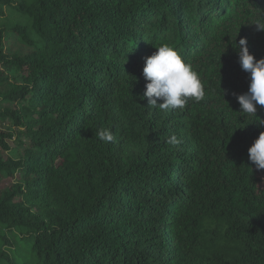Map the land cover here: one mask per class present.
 <instances>
[{"label":"trees","instance_id":"16d2710c","mask_svg":"<svg viewBox=\"0 0 264 264\" xmlns=\"http://www.w3.org/2000/svg\"><path fill=\"white\" fill-rule=\"evenodd\" d=\"M258 27L264 0H0V120L16 134L0 151L18 146L0 153V264H264V169L248 159L264 127L236 99V44L264 58ZM165 43L203 100L148 106L144 59Z\"/></svg>","mask_w":264,"mask_h":264},{"label":"clouds","instance_id":"9594fccd","mask_svg":"<svg viewBox=\"0 0 264 264\" xmlns=\"http://www.w3.org/2000/svg\"><path fill=\"white\" fill-rule=\"evenodd\" d=\"M246 45L245 38L236 44L239 65L248 74L249 80L247 93L236 96L240 105L239 113L252 115L257 125L264 127V119L256 117V106L264 107V58L256 60ZM154 48L155 52L144 59L142 69L143 78L147 81L143 98L147 99L148 106L173 111L183 109L189 98L196 102L203 100L204 85L192 65L186 63L178 51L166 43ZM158 100L163 102L158 104ZM96 137L104 143L115 140L112 131L104 128L97 131ZM166 143L178 147L182 140L173 134ZM248 159L257 170L264 169V132H260L248 148Z\"/></svg>","mask_w":264,"mask_h":264},{"label":"rangeland","instance_id":"374dc122","mask_svg":"<svg viewBox=\"0 0 264 264\" xmlns=\"http://www.w3.org/2000/svg\"><path fill=\"white\" fill-rule=\"evenodd\" d=\"M14 45L13 47H16V49L18 50V44H16V43H14L13 41H12V39L10 38H8L7 40H6V47H8L9 45ZM12 47V48H13ZM11 48V49H12ZM8 49V48H7ZM7 75H8V77L10 78V81L15 85L16 83H18V79H19V76H17L16 74H8L7 73ZM1 92V91H0ZM3 108H8V109H15V110H17V105H15V104H3V106H2ZM0 131L1 132H3V133H6V134H9L10 136H11V138H12V141H14L16 138H15V136H16V134L14 133V131H13V129H12V127H11V124H10V122H6V121H1L0 120ZM8 145H9V148H10V152H2V151H0V153H2V155H3V159L4 160H6V158H8V156L9 157H14L16 154H17V152H18V149H17V145H16V143H13V142H8ZM11 184V182L10 181H4V182H2L1 184H0V189H5V188H7L9 185Z\"/></svg>","mask_w":264,"mask_h":264}]
</instances>
